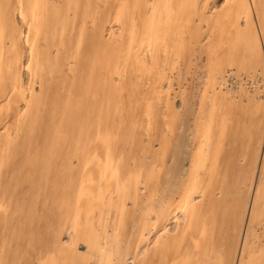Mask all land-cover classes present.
<instances>
[{
    "label": "bare ground",
    "instance_id": "obj_1",
    "mask_svg": "<svg viewBox=\"0 0 264 264\" xmlns=\"http://www.w3.org/2000/svg\"><path fill=\"white\" fill-rule=\"evenodd\" d=\"M197 1L192 0L188 17L197 11ZM231 1L207 20L209 37H215L210 51L234 54L244 49L256 54L258 35L250 24L256 10L264 40V0ZM162 3L0 0V126L9 125L5 133L0 131V237L2 229L16 231V237L15 226L43 219L52 240L50 258L40 264H73L75 259L76 264H168L169 256L183 247L199 262H207L211 254L210 264H234L246 217L254 216V227L262 224L255 198L264 173L235 162L220 141L207 140L206 145L201 140L203 145L194 149L200 131L179 135L161 186L150 181V194L143 196L136 184L126 197L131 211L122 216L117 211L125 203L112 193L119 165L116 71L119 64L140 70L157 64L175 0ZM221 31L228 33L224 44ZM234 59L231 55L226 62ZM225 75L220 72L212 80L226 85L235 72ZM255 182L258 187L250 200ZM102 207L103 220L94 224L101 233L92 240L97 251L88 263L84 253L76 251L85 241L74 240L73 234ZM249 229L245 238L251 236ZM65 234L70 236L66 243ZM6 256L2 240L0 264H9ZM250 257L252 264H264V242Z\"/></svg>",
    "mask_w": 264,
    "mask_h": 264
},
{
    "label": "rangeland",
    "instance_id": "obj_2",
    "mask_svg": "<svg viewBox=\"0 0 264 264\" xmlns=\"http://www.w3.org/2000/svg\"><path fill=\"white\" fill-rule=\"evenodd\" d=\"M147 1L151 3L153 0ZM164 1L154 0L158 4L163 2L161 5L164 4ZM191 2L192 0H175V5L169 18L171 26L168 27L162 39L164 44L161 45L160 52L156 55L157 64L148 66L147 69L141 68V70L132 65L126 66L128 69L126 67L124 69L123 64H119L117 67L116 84L118 87L116 93L120 89L122 92L118 91L116 94L119 97L116 96L117 113L115 114L119 165L116 167V187L112 193H115L119 197L118 201H123L126 204H122L120 209L117 210L120 216L131 211V202H127L126 197L134 192L136 184L138 186L137 194L143 196L150 194V187H148L150 181L154 185L161 186L160 180L165 179V173L173 163L172 151L179 144V135L187 131V135L194 134L197 131L201 133V138L196 142L197 145H195L194 149H197L196 147L199 145H203L201 140L206 145H208L205 142L207 140H210L209 142L212 144L220 141L223 144L222 146L226 148V151L234 158L235 162H239L244 167L252 164V169L256 173L259 170L264 173V40L261 28H259L258 14L256 10L253 11L252 23L250 24V27L258 35L259 48L256 54L244 49L240 50V53L234 52V54H230L229 52H225L222 54V52H219L217 54L210 51L215 37H209L210 30L207 20L214 18L213 16L220 8L224 9L230 6L232 1L198 0L197 11L188 17ZM250 6H252V3H250ZM183 14L187 17L184 16L182 19L179 15ZM240 22L244 27V20ZM117 27L115 31L119 35V27ZM108 30L107 28V32ZM221 32L222 37H220L223 39L224 44L228 33L227 31ZM126 38L130 37L127 36ZM124 55L127 54L125 53ZM231 55L235 59L233 63L228 64L226 60ZM229 70L235 72V75L227 77L228 83L226 85L219 83V86L216 82H213L212 78L215 75L223 72L224 76H227L225 73L230 72ZM118 77L119 79H117ZM124 84L125 87H123ZM224 92H227V95ZM200 104H202V107ZM184 119L187 121V124ZM197 124H200L199 130H196ZM7 128H9L8 124L2 125L0 126V131L5 133ZM165 129L168 132L164 131ZM233 177L231 174V178ZM254 185L250 192V200H254V190L258 187L256 186V182ZM258 195L259 197L255 198V207L257 208L256 211L259 217L263 220L262 224L254 227V216L246 217V223L244 224V228H246L242 230L234 264H252L250 256L253 253L254 247L260 246L264 242V185H261L260 194ZM258 200L259 202L257 203ZM99 210L100 212L94 213L93 217L92 215L90 216L92 219L88 218L87 222L81 221V225H83L79 224L77 226L79 232L73 234L74 240L82 239L85 241L84 243H80L78 247L76 246V251L84 253V260L88 263H91L93 252L97 251L96 247L92 245V240L96 238L95 236L98 233H101L99 228L94 227L97 221L103 220L101 219V215L104 214L103 210L105 208L102 207ZM138 212L139 210L136 208V215H138ZM113 216L115 215L113 214ZM149 219L151 220L148 221V229H152L154 214H150ZM42 220L37 223L38 219H34V222L31 224L28 220L24 225L21 224L22 226H15L16 229L14 228V231L19 229L17 235L15 234L16 237H14L16 231L13 233L11 232L12 230L7 232L5 229H2L0 241L3 240L5 244L7 254L5 261L9 262V264H40V262L50 258L51 230L48 229L44 220L43 222ZM173 226L174 224L170 225V227ZM248 229L251 236L249 235V238H245L243 233ZM62 240L64 243L69 242L70 236L65 234ZM27 242H29V245ZM177 252L178 255H175L174 253L176 252H174V256L172 255L169 256V259L167 258L170 260L168 264L211 263V254L208 255V261L203 263V261H198L196 254L186 251L184 247ZM75 261H73V264H76ZM79 263L82 262L79 260Z\"/></svg>",
    "mask_w": 264,
    "mask_h": 264
}]
</instances>
